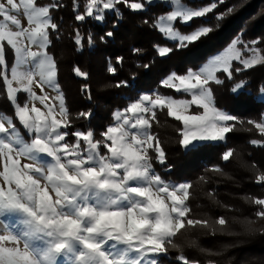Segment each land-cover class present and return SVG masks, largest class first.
Wrapping results in <instances>:
<instances>
[{
	"label": "snow or ice",
	"instance_id": "snow-or-ice-1",
	"mask_svg": "<svg viewBox=\"0 0 264 264\" xmlns=\"http://www.w3.org/2000/svg\"><path fill=\"white\" fill-rule=\"evenodd\" d=\"M152 2L147 0V3ZM163 2L169 4V11L152 26L177 49L206 38L236 10L233 7L215 15L214 26L202 24L190 32H182L178 24L190 26L195 19L214 13L224 0H210L207 4L198 0ZM122 3L134 12L145 8V0L131 3L129 0H86L84 12H78L76 19L83 21L93 17L102 21L106 10L114 11L116 5ZM60 6L55 2L42 5L38 0H19L18 3L17 0H0V17L3 18L0 21V77L14 105V115L0 112V264H159L157 256L168 251L167 245L177 247L175 238L182 230L210 225L207 220L190 218L187 201L191 185L166 181L154 169V159L160 164L166 163L161 141L151 131L153 122L159 123L156 110L167 109L168 116L182 123L183 128L177 129L181 137L178 142L188 151L197 149L198 144L194 142L223 141L235 127L228 122H242L216 106L210 84L224 83L218 73L232 80L234 72L264 64V55L255 47L258 41L245 42L237 38L198 69H189L183 75L172 73L161 81L163 87L183 91L191 99L158 92L140 94L127 108L114 113L115 124L97 140L91 130L62 131L71 127V121L57 83V62L48 52L49 30L58 31L51 10ZM76 6L74 0V8ZM21 10L27 18V27L22 25L18 15L12 14H19ZM106 35L111 37L113 33ZM5 42L15 57L11 78L5 59ZM75 42L81 44L79 34ZM33 46L37 50H33ZM155 47L161 57L174 51L166 45ZM243 52L251 55L245 58ZM233 61L242 64L243 69L234 68ZM110 71L115 73L116 70L110 68ZM74 72L77 76H87L78 67ZM33 84L42 93L48 87L57 95L51 98L46 93L37 95ZM247 84L248 81L241 80L231 91L240 94ZM122 85L126 82L121 81L116 86ZM259 91L264 100V87ZM19 92L27 93L32 102L39 101L46 111L35 103L31 108L28 103L21 106L17 101ZM53 100L58 102V110ZM192 105L203 111L190 114ZM79 115L87 118L90 113ZM247 123L264 136V117L260 122L249 120ZM69 136H74L75 141L69 142L66 139ZM250 143L260 144L261 141ZM149 150L155 156L150 155ZM232 156L233 150H228L222 158L228 161ZM256 182L264 183V174L259 175ZM253 203L261 206L255 215L264 219V198H256ZM214 223L223 229L228 221L220 217ZM253 223L255 221L247 218L240 221L244 233L257 231L251 227ZM190 245L195 246L196 242L190 241ZM199 250L219 255L207 249ZM178 259L182 264H199L183 254Z\"/></svg>",
	"mask_w": 264,
	"mask_h": 264
},
{
	"label": "trees",
	"instance_id": "trees-1",
	"mask_svg": "<svg viewBox=\"0 0 264 264\" xmlns=\"http://www.w3.org/2000/svg\"><path fill=\"white\" fill-rule=\"evenodd\" d=\"M133 1L129 0V3ZM43 2L38 0L39 4L44 5ZM47 2L61 5L51 10L58 31L49 30L48 52L57 62V83L71 121L67 130L69 133L91 130L97 140L102 139L101 133L114 124V113L127 108L140 94L158 92L188 99L185 94L163 87L161 81L172 73L183 75L189 69H198L237 38L245 42L258 41L255 47L264 55V0H224L214 13L195 19L190 26L178 24L186 32L202 24L214 26L215 15L236 8L206 38L182 49L175 48L152 26L169 11V7L161 3H146V11L141 12L118 4L115 11L107 12L104 20L99 22L93 17L83 21L76 19L78 12H84L86 0H76L75 8L74 0ZM198 2L207 4L210 0ZM108 32L113 35L107 36ZM77 34L81 37V46L75 42ZM156 45L173 47L174 51L161 57ZM118 57L122 60L118 61ZM5 59L10 75L15 57L6 42ZM77 67L87 76H77L74 72ZM233 67L243 69L238 63H233ZM110 68H115V73ZM219 76L224 83L212 85L216 106L242 122L230 123L235 127L226 134L224 142L204 143L195 151L184 150L178 142L181 137L177 131L183 128L182 123L168 116L167 109L156 110L159 123L154 121L151 131L161 141L166 163L161 165L154 159L153 166L166 181L191 185L187 201L190 218L207 220L210 225L182 230L175 238L177 247L167 245V256L162 257L165 264H182L178 259L181 254L199 264L209 261L215 264H264V219L255 215L261 206L253 203L256 198H264V183L256 182L257 177L264 174V136L254 125L247 123L249 120L260 122L264 117V100L259 91L264 87V64L234 72L232 80L225 74ZM241 80L248 81L247 87L242 93L234 94L231 88ZM121 81L126 85L117 87ZM26 100L25 94H18L17 101L21 106ZM0 112L14 115V105L7 97L3 77H0ZM80 113H90V117L80 116ZM252 140L261 141L262 145L250 143ZM228 150H233V156L225 161L222 157ZM149 154L155 156L152 150ZM220 217L228 221L223 229L214 223ZM246 218L255 221L251 225L257 230L254 234H246L241 228L240 221ZM193 240L195 246L190 245ZM200 248L219 255H209Z\"/></svg>",
	"mask_w": 264,
	"mask_h": 264
},
{
	"label": "rangeland",
	"instance_id": "rangeland-1",
	"mask_svg": "<svg viewBox=\"0 0 264 264\" xmlns=\"http://www.w3.org/2000/svg\"><path fill=\"white\" fill-rule=\"evenodd\" d=\"M48 0H44V5H46V4H49L48 2H47ZM51 1H53V0H51ZM54 1H56V0H54ZM19 2V0H17V3ZM133 2H135V1H133ZM147 3V0H145V4ZM155 3H161L162 5H164V6H166V7H169V4L168 3H165V2H163V0H153V2L152 3H147V4H155ZM115 11V10H114ZM142 11H146V7L142 10ZM107 12H113V11H109V10H106L105 11V14L107 13ZM137 12H141V11H137ZM168 13V12H167ZM166 13V14H167ZM13 15H18V18L21 20V23H22V25L23 26H25V27H27L28 25H27V18L24 16V14H23V11L21 10V12L19 13V14H17V13H12ZM104 14V15H105ZM165 15V14H164ZM3 21V20H2ZM98 21V20H97ZM103 21V20H102ZM99 22H101V21H99ZM181 26H184V25H182V24H180ZM179 27V26H178ZM180 28V27H179ZM158 29V28H157ZM12 30H15V27L14 26H12ZM182 32H186V31H184V30H182V29H180ZM159 31V30H158ZM160 32V31H159ZM161 33V32H160ZM162 34V33H161ZM163 35V34H162ZM80 39H81V37H79ZM79 46H81L80 44H79ZM80 49H81V47H80ZM33 50H37L36 48H35V46H33ZM246 53V54H245ZM251 55V53L250 52H243V56L246 58V57H248V56H250ZM14 61H15V59H14ZM233 63H238V64H240L239 62H237V61H233ZM241 66H242V68H243V65L242 64H240ZM259 65V64H258ZM257 66V65H256ZM255 67V66H254ZM11 70V69H10ZM21 70H23V69H21ZM248 70V69H247ZM219 74L220 73H218V76H219ZM80 77H84V76H80ZM220 77V76H219ZM9 78H11V71H10V75H9ZM221 78V77H220ZM38 79V78H37ZM212 85H215L214 83H211L210 84V87L213 89V87L214 86H212ZM14 87H16L17 85H13ZM172 89V88H171ZM174 90V89H173ZM33 91H35L36 92V94L37 95H43V94H47L50 98L51 97H55L56 95H57V92L56 91H54V90H52V89H50V88H48V87H45L44 88V92L42 93L41 92V90H40V88L39 87H37L35 84H33ZM59 91H60V89H59ZM175 91V90H174ZM61 92V91H60ZM19 93H22V94H25L26 95V97H27V100H26V102L25 103H28V106H29V108H31L32 107V104L33 103H35V106L36 107H38V108H40L42 111H46V109L44 108V106L43 105H41L40 103H39V101H35V102H32V101H30L29 100V98H28V95H27V93H24V92H19ZM19 93H17V99H18V94ZM154 93V92H153ZM177 93H182V94H185V95H187L188 96V99H191V97L187 94V93H184L183 91H181V92H177ZM145 94H151V93H145ZM234 94H236V93H234ZM52 103H57V110H58V102H56V101H52ZM157 110H159V109H157ZM203 111V109H199V108H197L195 105H192L191 106V109H190V114H193V115H195V114H198V113H201ZM116 113V112H115ZM88 117H90V115L88 116ZM232 121H229L228 123L230 124ZM17 123V126L18 127H21V130L23 131V129H22V126H20L19 125V122L17 121L16 122ZM114 124H115V121H114ZM113 124V125H114ZM182 127H183V125H182ZM62 131H67L68 132V130L67 129H62ZM133 131H135V130H133ZM226 138V137H225ZM66 139H68V141L69 142H74L75 141V137H73V136H69V137H67ZM225 141V139L223 140V141H199V142H194V143H197L198 145H201V144H204V143H220V142H224ZM82 143V145H83V142H81ZM258 145H262L261 143L260 144H258ZM184 150H186L185 148H184ZM102 151H104V152H106L107 150L106 149H102ZM150 151V150H149ZM159 162V161H158ZM161 165H163V164H161ZM155 169V168H154ZM155 171H156V169H155ZM157 173H158V171H156ZM159 174V173H158ZM175 184V183H174ZM178 185V184H177ZM163 256H167V253H164V254H160L159 256H157V260H158V262H159V264H165V262L164 261H162V257Z\"/></svg>",
	"mask_w": 264,
	"mask_h": 264
}]
</instances>
